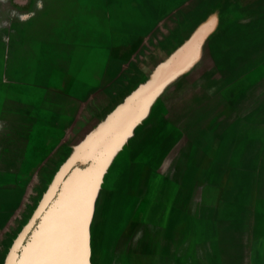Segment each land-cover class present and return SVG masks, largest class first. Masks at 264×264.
Instances as JSON below:
<instances>
[{"label": "rangeland", "instance_id": "374dc122", "mask_svg": "<svg viewBox=\"0 0 264 264\" xmlns=\"http://www.w3.org/2000/svg\"><path fill=\"white\" fill-rule=\"evenodd\" d=\"M263 137L264 0H0V264L51 248L66 194L80 246L133 139L173 221L134 251L112 213L109 264H264Z\"/></svg>", "mask_w": 264, "mask_h": 264}, {"label": "crops", "instance_id": "0c3cea01", "mask_svg": "<svg viewBox=\"0 0 264 264\" xmlns=\"http://www.w3.org/2000/svg\"><path fill=\"white\" fill-rule=\"evenodd\" d=\"M135 137L134 135L133 138ZM262 145H264V137ZM123 148L124 151L119 157L122 164L111 165L105 171L98 185L93 203L95 225L87 221L84 225L81 243L84 264H109L110 250L106 245H109L107 236L110 233L112 213L114 212L117 219L115 226L118 229L116 235L121 233L122 240L127 236L132 246H138L132 249L134 251L139 250L140 241L138 238L141 229H148V239L152 245V253L157 250L158 229H163L159 235L165 236L166 239L169 236L168 230L172 225L173 217L167 203L171 206L172 202L168 201L171 198L165 190L163 191L162 185L158 186L157 169H153L150 178L146 182H142L141 165L138 156H136L139 141L133 139L126 143ZM261 151H264V148ZM162 203L165 204L162 210L164 213L160 214L158 225L157 207L158 204ZM145 204H148V207L142 209ZM67 230L68 225L59 230L62 236L59 248H63V251L67 248ZM63 236H65V239ZM166 243L169 242L166 241ZM110 248L112 247L110 246ZM114 255L115 253L112 257ZM222 264H225V262L223 261Z\"/></svg>", "mask_w": 264, "mask_h": 264}, {"label": "bare ground", "instance_id": "6f19581e", "mask_svg": "<svg viewBox=\"0 0 264 264\" xmlns=\"http://www.w3.org/2000/svg\"><path fill=\"white\" fill-rule=\"evenodd\" d=\"M79 194H80V192H81V188H77V187H75L74 188ZM75 190H74V192L73 191H71L72 193H75ZM67 196H70L69 194H66ZM67 196H64V200H63V208H60V209H58V211L60 210L61 212H62V215H64V218H66L67 219V221H68V223L67 222H65V223H67L68 224V230H67V232H66V236H67V238H68V240H69V237L70 238H72L73 239V234H72V232L70 231V229H71V223H69V217L70 216H72V213H73V205H74V200L73 199H71L70 197H67ZM69 211V212H68ZM61 215V216H62ZM58 216V215H57ZM56 216V217H57ZM59 218H61L60 216H58V219ZM55 219V218H54ZM48 220V219H47ZM65 220V219H64ZM60 220H58V223L57 224H55L54 226H51V230H52V232H53V238H54V240H47V239H45L44 238V242L45 243H47V244H51L52 243V246H51V248L50 247H48V250H45V251H43L47 246H44L42 249H41V252H39L38 251V247L36 246L37 245V243H38V241L39 242H42V241H40V240H38L37 242H35L37 239H39L38 237H37V234H36V236H35V234L33 235V236H35L34 237V239H36L34 242L32 241V243H30L29 245H28V247H27V250H26V252L23 254V256L20 258V260L18 261V263L17 264H61V263H63V264H74V258L72 257V256H66L67 255V253H66V249H64V251H61V253H59L58 255H57V258H56V260L54 261V262H51V255H52V253L55 251V250H58V248H56L55 247V244L57 243V241L59 240V241H61V236H60V233H56L57 231H59L58 230V228H59V226H60V222H62V221H60ZM45 222V221H44ZM48 222H50V223H52V220L51 221H48ZM55 222V221H54ZM63 224V223H62ZM51 225V224H50ZM50 225H47V226H50ZM53 225V224H52ZM62 226V225H61ZM60 226V227H61ZM53 228V229H52ZM40 230V229H39ZM72 230V229H71ZM48 231V230H47ZM46 231V232H47ZM40 232V231H39ZM37 233V232H36ZM39 234V233H38ZM51 234V233H50ZM49 234V235H50ZM45 236H47L46 235V233L44 234ZM52 235V234H51ZM50 237V236H49ZM52 237V236H51ZM47 238V237H46ZM34 239H32V240H34ZM49 239V238H48ZM43 251V252H42Z\"/></svg>", "mask_w": 264, "mask_h": 264}, {"label": "water", "instance_id": "95a60500", "mask_svg": "<svg viewBox=\"0 0 264 264\" xmlns=\"http://www.w3.org/2000/svg\"><path fill=\"white\" fill-rule=\"evenodd\" d=\"M84 227H82L83 230ZM73 234V233H72ZM76 236L73 234V239L69 237V240L66 243V256H72L74 258V264H84V256L81 254V243L82 238L80 241V246H77V243L75 242ZM74 240V241H73ZM63 264V263H61Z\"/></svg>", "mask_w": 264, "mask_h": 264}]
</instances>
